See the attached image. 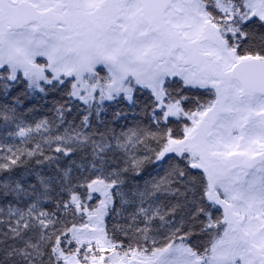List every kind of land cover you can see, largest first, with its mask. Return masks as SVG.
Segmentation results:
<instances>
[{"label":"snow or ice","instance_id":"1","mask_svg":"<svg viewBox=\"0 0 264 264\" xmlns=\"http://www.w3.org/2000/svg\"><path fill=\"white\" fill-rule=\"evenodd\" d=\"M0 264H264V0H0Z\"/></svg>","mask_w":264,"mask_h":264}]
</instances>
